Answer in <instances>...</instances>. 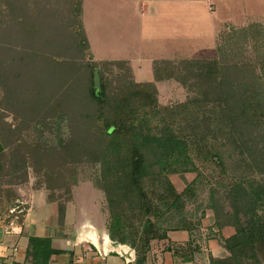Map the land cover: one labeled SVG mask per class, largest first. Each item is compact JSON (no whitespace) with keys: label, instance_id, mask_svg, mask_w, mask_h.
<instances>
[{"label":"trees","instance_id":"trees-1","mask_svg":"<svg viewBox=\"0 0 264 264\" xmlns=\"http://www.w3.org/2000/svg\"><path fill=\"white\" fill-rule=\"evenodd\" d=\"M34 1L29 12V0H0V38L11 33L22 42L20 47L0 43L5 79L0 105L18 119L13 126L0 117V153L9 141L23 151V167L41 164L45 185L34 189L43 190L46 202L55 205L59 228L75 181L64 168L83 158L100 164L96 187L106 204L107 236L133 250L134 264H146L151 243L166 240L168 231L192 227L185 210L198 196L196 160L225 173V159L236 155L251 172L264 174V65L231 60L234 42L220 45L214 59L155 60L153 80L136 82L126 61L79 60V52H90L82 0ZM170 78L188 85L191 96L176 107L162 108L155 83ZM162 112L171 114L168 121ZM180 113L190 117L183 124L174 121ZM62 121L70 136L56 146L21 138L30 127L51 130ZM200 124L203 129L194 132ZM218 133H226L229 143L208 137ZM11 172V182H27L25 172ZM192 173L178 192L170 176ZM242 176L233 175L208 191L206 206L214 212L215 228L229 225L235 231L221 243L225 255L209 257V264H264V181ZM225 203L227 213L220 220L217 212ZM166 250L184 261L192 259L190 243ZM60 253L50 238L30 236L24 262L50 264Z\"/></svg>","mask_w":264,"mask_h":264},{"label":"rangeland","instance_id":"rangeland-1","mask_svg":"<svg viewBox=\"0 0 264 264\" xmlns=\"http://www.w3.org/2000/svg\"><path fill=\"white\" fill-rule=\"evenodd\" d=\"M21 1L23 0H16L18 4ZM37 1L40 4L44 1L48 3V0ZM140 1L142 0H83L82 24L90 52L85 54L79 52V60L90 62V56L97 61L129 57L132 59V65H128L134 80L150 82L153 77V60L165 59L177 62L191 59H214L218 57V47L230 40L234 42L231 60L235 62L252 61L258 68L261 67V64L264 65V0L170 1L162 3L158 8L160 9L158 13L162 16L156 17L157 19L145 16V12L142 14L145 17H140V13H142ZM29 2L28 11L31 12L34 5H32V0ZM55 4H57L56 1ZM124 10H130L132 14ZM5 15V18L9 19L7 17L10 16L9 13L6 12ZM8 35L12 39H8ZM0 43H4L3 45L8 43L17 47L22 45L21 39L14 37L11 33L0 38ZM170 57L177 58L169 59ZM4 80V75L0 73V104L4 95V87H2ZM155 86L158 105L162 108H173L180 105L191 96L192 92V89H188V85L182 84L175 78L163 79L156 82ZM193 92L198 94L196 89H193ZM167 114L162 112L164 116L161 117L168 121ZM0 117L13 126L18 122L14 114L3 109L1 105ZM189 118V115L180 113L177 116L175 114L174 121L183 124ZM200 126L199 130H194V132L201 131L203 124ZM189 130L185 129L184 134H190ZM224 134L226 133L211 134L208 137H213L221 144L222 142L229 143V139ZM69 136L70 131L64 121L57 127L55 125L51 130L35 126L21 134V138L28 143H43L50 147L56 146L58 141L65 140ZM23 154L16 144L12 145L9 141L6 142L5 148L0 153V217L4 224L11 220L14 222L24 220L23 216L28 203L24 204L23 202L29 190H35L34 188H41L45 185L44 169L41 164L30 163L27 164L30 167H23L20 162L25 157ZM191 156L195 158L194 154ZM81 160L75 165L64 168L75 179L70 188L72 200L67 204V218L70 217L76 222L78 217H82L84 213L85 217L88 216L99 223L103 221L106 223V204L102 192L96 187L100 177V164L88 162L84 158ZM196 164L201 174L198 184L194 186L197 188L198 196L195 200L197 205L206 202L209 189L216 188L218 182H230L233 175L242 174L252 181H264V174L251 172L246 164L240 163L236 155L231 159H225V173L210 162L202 163L196 160ZM10 170L15 171L17 176L24 175L25 172L27 182L21 184L11 182L12 172L10 173ZM194 174L172 176L171 180L177 188H180L186 186ZM61 194L62 198L66 196ZM188 213L192 214L194 210H190V212L188 209L185 210L187 218ZM195 213L198 217L200 212L196 210ZM226 213L225 203L223 209L218 210L217 216L222 220ZM15 254L13 253V255ZM15 260L13 257L9 262L11 264H28L24 262V257L22 261Z\"/></svg>","mask_w":264,"mask_h":264},{"label":"crops","instance_id":"crops-1","mask_svg":"<svg viewBox=\"0 0 264 264\" xmlns=\"http://www.w3.org/2000/svg\"><path fill=\"white\" fill-rule=\"evenodd\" d=\"M170 1L175 2L176 0H142L139 4L142 13L139 16L142 17L145 12V16L157 19L156 17L162 16L159 15L160 9L158 8L162 3ZM124 11L131 12L130 10ZM175 58L177 57L169 59ZM112 60L103 59L101 61ZM118 60L126 61L132 65V59L129 57H121ZM151 79L153 80V77ZM171 182L178 192H181L185 187L177 188L172 180ZM45 194L43 190L30 189L23 202L24 204L28 203L23 216L24 220L17 222L11 220L4 224L9 227L10 232L9 234L0 232V241L8 249L17 248V253L10 254L8 257L9 264L13 257H15V261H22L30 236L50 238L52 248L62 252L53 255L50 258V264H134L133 250L126 245L112 243L107 236L104 221L99 223L88 216L85 217L83 213L82 217H78L74 222L70 217L67 218V205L63 227L59 228L55 215L56 207L54 204L46 202ZM206 204L207 202H203L197 205L196 201H190L186 209L188 212L194 210V213L187 214L189 221L192 222V227L189 230L168 231L166 240L152 242L147 253L146 264H209V257L222 258L225 251L221 243L233 236L235 231L229 225L220 229L215 228L214 212ZM196 210L200 212L198 217L195 213ZM197 219H199V223L195 222ZM186 243H190L191 250H193L190 261H184L166 250L169 245H184ZM8 253L10 252L8 251Z\"/></svg>","mask_w":264,"mask_h":264},{"label":"built area","instance_id":"built-area-1","mask_svg":"<svg viewBox=\"0 0 264 264\" xmlns=\"http://www.w3.org/2000/svg\"><path fill=\"white\" fill-rule=\"evenodd\" d=\"M0 232L3 234H9L10 229L7 225H4V222L2 218L0 217ZM8 251L10 253H8ZM17 248L12 247L8 249V247L4 246L2 242L0 241V264H6L8 263L7 259L10 256V254L16 253Z\"/></svg>","mask_w":264,"mask_h":264},{"label":"water","instance_id":"water-1","mask_svg":"<svg viewBox=\"0 0 264 264\" xmlns=\"http://www.w3.org/2000/svg\"><path fill=\"white\" fill-rule=\"evenodd\" d=\"M94 84L97 85L98 84V75H97V71H94Z\"/></svg>","mask_w":264,"mask_h":264}]
</instances>
